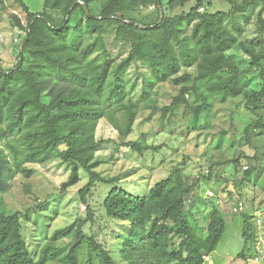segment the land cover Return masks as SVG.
<instances>
[{
    "label": "trees",
    "instance_id": "1",
    "mask_svg": "<svg viewBox=\"0 0 264 264\" xmlns=\"http://www.w3.org/2000/svg\"><path fill=\"white\" fill-rule=\"evenodd\" d=\"M26 14V25H16L25 36L18 63L0 66V139L11 150L0 146V193L8 191L10 179L25 163H44L57 158L70 170L64 187L75 184L82 169L88 182L79 190L82 202L96 182L116 183L95 171V153L101 141L95 137L99 119L121 114L114 122L121 134L130 132L140 101L149 98L151 86L169 81L179 87L170 109L186 104L188 91L196 94L199 83L225 98L239 96L247 86L246 73L259 70L261 87L244 94L245 109L257 119L244 130L264 132V0L230 1L228 12L204 11L207 0H42L43 9L31 12L23 0H15ZM155 17L137 16L148 7ZM257 6L261 35L254 43L239 38L248 21L247 12ZM188 7L187 10L185 8ZM182 9L179 12H175ZM110 31L128 43L127 55L113 59L106 49L103 33ZM241 49L250 57L248 69L241 70L227 52ZM149 69L148 74L129 75V70ZM193 68L195 75L187 72ZM183 71V73H181ZM221 75H225L222 77ZM139 99L131 92L139 79ZM202 106L195 110L198 112ZM128 145L142 154L159 146L132 142ZM244 183L250 177L245 171ZM183 173L174 168L170 176L157 181L145 195H133L114 186L106 195V214L128 222L130 230L122 244L123 260L129 264H203L215 251L224 231L220 209L213 206L201 237L186 214V198L194 189ZM27 218V215L24 216ZM90 217V216H89ZM245 216L242 237L245 244L254 235ZM21 216L8 213L0 203V264H45L62 257L64 264H78L77 253L86 245V264H118L94 237L87 236L82 224H71L53 232L61 239L74 231V241L65 248L46 246L34 260L22 234ZM250 228V229H249ZM176 243H171L172 239Z\"/></svg>",
    "mask_w": 264,
    "mask_h": 264
},
{
    "label": "rangeland",
    "instance_id": "2",
    "mask_svg": "<svg viewBox=\"0 0 264 264\" xmlns=\"http://www.w3.org/2000/svg\"><path fill=\"white\" fill-rule=\"evenodd\" d=\"M23 1L31 12L43 9L42 0ZM166 2L163 0L164 4ZM207 2L211 5L204 7V11L228 12L231 7L229 0ZM259 7L247 12V22L239 18L244 27L239 38L246 43H254V39L262 34L256 16ZM155 15L153 6L137 14L140 18H154ZM26 18L15 0H0V66L3 69H10L19 61L18 53L25 32L16 23L19 20L25 26ZM103 41L113 59L127 55L128 43L114 33L104 32ZM227 56L241 70L248 69L250 57L241 49L230 50ZM187 72L195 75L193 68H188ZM145 73H149L146 67H142L140 72L135 70V66L129 70V75L133 76ZM244 78L247 86L237 97L221 98L209 91V84L199 83L198 92L188 91L186 104L180 103L174 109L169 105L179 93L178 86L169 81L157 82L151 86L149 98L139 102L143 77L138 78L131 97L139 102V108L130 132L121 134L116 129V120L123 122L124 126L120 113L112 119H99L95 130L96 139L101 141L95 153L98 164L95 171L106 178L117 177L119 181L96 182L85 203L78 192L88 182L89 176L82 169L79 170L78 181L64 187L70 170L59 159L22 164L21 168L32 173L18 171L10 179L8 191L0 193V203L6 212L20 213L22 234L33 259L37 260L46 246L65 248L66 252L74 241V231L61 239H54L53 232L81 223L84 233L94 237L118 264H129L123 260L121 249L130 225L110 218L103 201L114 186L133 195H145L157 181L170 176L177 168L195 183L186 198L185 209L197 233L205 236L213 206L218 207L224 217L225 231L215 251L203 264H264V132H251L248 138L244 133L246 126L257 119L245 109L244 94L259 90L262 80L259 70L253 69ZM203 103L204 107L196 112L195 109ZM258 115L264 119V111ZM3 130L0 128V133ZM132 142L159 146L160 149L140 154L128 145ZM0 146L11 159V150L5 147V140L0 139ZM245 171L250 172V177L241 183L246 176ZM245 216H250L251 229L247 234L254 235L253 240L246 244L241 234ZM258 218L260 222H257ZM171 243H176L174 238ZM87 256V247L83 245L77 253L78 264H86ZM45 264L64 263L60 257ZM93 264L99 262L94 259Z\"/></svg>",
    "mask_w": 264,
    "mask_h": 264
},
{
    "label": "built area",
    "instance_id": "3",
    "mask_svg": "<svg viewBox=\"0 0 264 264\" xmlns=\"http://www.w3.org/2000/svg\"><path fill=\"white\" fill-rule=\"evenodd\" d=\"M257 222H260V219L259 218L257 219ZM206 259H207V257H204V260H206Z\"/></svg>",
    "mask_w": 264,
    "mask_h": 264
}]
</instances>
